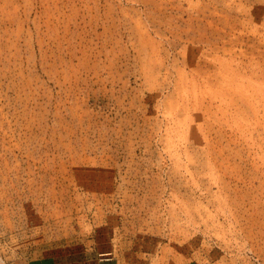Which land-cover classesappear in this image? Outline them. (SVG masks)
I'll return each instance as SVG.
<instances>
[{
  "label": "rangeland",
  "instance_id": "rangeland-1",
  "mask_svg": "<svg viewBox=\"0 0 264 264\" xmlns=\"http://www.w3.org/2000/svg\"><path fill=\"white\" fill-rule=\"evenodd\" d=\"M97 259L264 264V0H0V264Z\"/></svg>",
  "mask_w": 264,
  "mask_h": 264
},
{
  "label": "crops",
  "instance_id": "crops-1",
  "mask_svg": "<svg viewBox=\"0 0 264 264\" xmlns=\"http://www.w3.org/2000/svg\"><path fill=\"white\" fill-rule=\"evenodd\" d=\"M97 262H95V260H92L91 261V264H100L101 263V261H103V260H100V259H97L96 260ZM89 261L88 260H86V261H81V264H90V262L88 263ZM104 264V263H103Z\"/></svg>",
  "mask_w": 264,
  "mask_h": 264
}]
</instances>
